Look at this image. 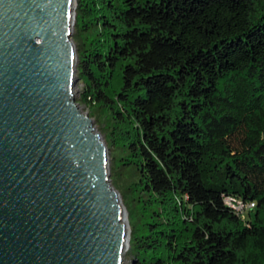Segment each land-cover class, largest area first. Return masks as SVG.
<instances>
[{
    "label": "trees",
    "instance_id": "obj_1",
    "mask_svg": "<svg viewBox=\"0 0 264 264\" xmlns=\"http://www.w3.org/2000/svg\"><path fill=\"white\" fill-rule=\"evenodd\" d=\"M75 32L79 101L138 176L134 264H264V0H77Z\"/></svg>",
    "mask_w": 264,
    "mask_h": 264
},
{
    "label": "water",
    "instance_id": "obj_2",
    "mask_svg": "<svg viewBox=\"0 0 264 264\" xmlns=\"http://www.w3.org/2000/svg\"><path fill=\"white\" fill-rule=\"evenodd\" d=\"M76 0H0V264H124L107 144L75 95Z\"/></svg>",
    "mask_w": 264,
    "mask_h": 264
},
{
    "label": "rangeland",
    "instance_id": "obj_3",
    "mask_svg": "<svg viewBox=\"0 0 264 264\" xmlns=\"http://www.w3.org/2000/svg\"><path fill=\"white\" fill-rule=\"evenodd\" d=\"M75 12H77V0ZM75 26L76 22L74 25L72 39L75 43L76 49H78L77 44L78 42L82 41L81 39H79L80 37L76 36ZM81 37L84 40H86L87 37H89L88 39L91 38L90 35L87 36V32L83 33ZM82 91L83 84L78 80L75 88L76 101L82 112L89 115V108L79 101ZM91 118L93 120L95 128L101 133L107 144L111 183L120 193L122 204L126 210L131 241L132 228H137L144 220L142 212L140 210L141 206L136 195L137 193H135L134 191V187L138 182V176L132 168L123 165V159L127 157L126 149L123 147H117L114 145V143L109 142L107 139V131L103 127L102 123L94 117ZM124 264H134L133 258L130 254V248L125 254Z\"/></svg>",
    "mask_w": 264,
    "mask_h": 264
},
{
    "label": "built area",
    "instance_id": "obj_4",
    "mask_svg": "<svg viewBox=\"0 0 264 264\" xmlns=\"http://www.w3.org/2000/svg\"><path fill=\"white\" fill-rule=\"evenodd\" d=\"M223 202L225 206L242 218H245L246 215L255 208L253 202L244 201L243 199L232 195H224Z\"/></svg>",
    "mask_w": 264,
    "mask_h": 264
},
{
    "label": "bare ground",
    "instance_id": "obj_5",
    "mask_svg": "<svg viewBox=\"0 0 264 264\" xmlns=\"http://www.w3.org/2000/svg\"><path fill=\"white\" fill-rule=\"evenodd\" d=\"M124 214H125V218L127 219V215H126V210H125V208H124Z\"/></svg>",
    "mask_w": 264,
    "mask_h": 264
}]
</instances>
